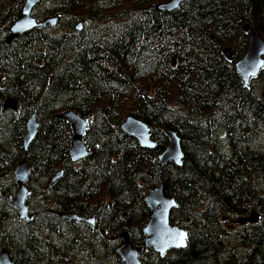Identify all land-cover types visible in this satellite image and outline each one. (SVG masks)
<instances>
[{"label": "trees", "instance_id": "trees-1", "mask_svg": "<svg viewBox=\"0 0 264 264\" xmlns=\"http://www.w3.org/2000/svg\"><path fill=\"white\" fill-rule=\"evenodd\" d=\"M166 1L41 0L32 16L57 25L6 46L23 0H0V108L6 98L17 104L0 109V250L13 264H121L119 235L141 248L144 197L159 186L175 202L169 224L185 232V248L162 257L141 248V264H264V67L247 88L233 68L248 49L243 25L264 43V0H187L155 11ZM80 22L87 28L76 32ZM69 110L87 121L92 149L77 162L70 128L55 118ZM31 115L37 129L24 152ZM127 116L147 126L155 148L120 130ZM162 130L179 139L178 167L157 165ZM22 160L29 221L8 203ZM62 213L93 218L103 234ZM251 214L256 223H239Z\"/></svg>", "mask_w": 264, "mask_h": 264}, {"label": "water", "instance_id": "water-1", "mask_svg": "<svg viewBox=\"0 0 264 264\" xmlns=\"http://www.w3.org/2000/svg\"><path fill=\"white\" fill-rule=\"evenodd\" d=\"M187 0H169L164 3L157 4L155 11L170 12L177 9V7ZM40 0H23L20 10L7 30V36L4 39V44L8 46L12 41L19 37L33 31L44 28H54L58 23L57 17L47 18L42 21H37L32 15L34 9L39 5ZM82 23H78L75 27L76 32H80ZM243 33H248V49L244 55L233 62L232 52L230 48H223L221 55L227 63L233 62V68L238 76L243 88H247L249 82L254 80L259 72L264 67V43L255 34V32L248 26L243 25L241 28ZM261 99L264 104V90L261 92ZM2 111L15 112L17 104L12 98H6L2 101ZM57 120L66 123L71 131V139L69 145V157L72 162H77L85 158L91 151L85 146L83 137L87 127V121L81 119L76 113L69 110L56 115ZM26 135L23 139V149L26 152L29 144L34 139L37 123L35 115H31L25 122ZM120 130L127 136L134 139L141 149L151 150L155 148L156 144L149 139L147 126L133 118L127 116L120 124ZM163 136L167 140L163 152L157 159V165L163 167L165 165H173L178 167L182 159V149L179 139L175 133L162 130ZM61 176V172L54 174L47 182V187L53 184ZM29 177V169L25 161L18 163L13 170V180L16 185V193L14 196L8 198V203L11 208L17 213L18 217L23 221H29L30 215L26 205V198L28 191L24 184ZM144 203L150 215L143 227L144 240L141 243V248L151 249L159 257L164 256L167 252L173 250H182L185 248L186 234L177 226L169 224V215L175 208V204L171 199L163 195L162 187H154L146 191ZM61 221L82 224L103 234L96 225L93 218H82L71 214H60ZM239 223L254 224L256 223V215L251 214L246 218L239 220ZM120 244L115 248V255L120 260L121 264H141L138 257L140 253L139 247L133 246L126 233L119 235ZM0 264H13L6 249L0 250Z\"/></svg>", "mask_w": 264, "mask_h": 264}, {"label": "rangeland", "instance_id": "rangeland-1", "mask_svg": "<svg viewBox=\"0 0 264 264\" xmlns=\"http://www.w3.org/2000/svg\"><path fill=\"white\" fill-rule=\"evenodd\" d=\"M147 2L149 3V0H147ZM151 3H152V2H151ZM43 5H44V3H43ZM43 5H42V6H43ZM83 27H84V28H87V24H83ZM237 224H238V223H235V225L233 226V228H234ZM237 226H238V225H237Z\"/></svg>", "mask_w": 264, "mask_h": 264}, {"label": "bare ground", "instance_id": "bare-ground-1", "mask_svg": "<svg viewBox=\"0 0 264 264\" xmlns=\"http://www.w3.org/2000/svg\"><path fill=\"white\" fill-rule=\"evenodd\" d=\"M41 5V2L39 3V5H38V7ZM81 23V22H80ZM83 24V23H82ZM84 29V27H82V29L81 30H83ZM245 34H248V33H245ZM27 151V150H26ZM23 161V160H22ZM25 161V160H24ZM57 181V180H56ZM27 190V189H26ZM173 201V200H172ZM174 202V201H173ZM174 204H175V202H174ZM175 207H176V205H175ZM175 209V208H174ZM173 209V210H174ZM63 214V213H62ZM96 225V224H95Z\"/></svg>", "mask_w": 264, "mask_h": 264}]
</instances>
